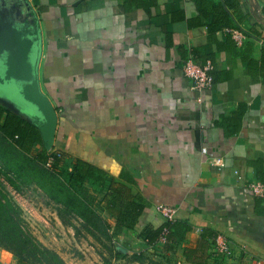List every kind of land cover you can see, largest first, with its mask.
Instances as JSON below:
<instances>
[{
    "label": "crops",
    "instance_id": "1",
    "mask_svg": "<svg viewBox=\"0 0 264 264\" xmlns=\"http://www.w3.org/2000/svg\"><path fill=\"white\" fill-rule=\"evenodd\" d=\"M263 45L264 0H0V62L23 64L34 52L57 113L51 148L132 178L147 202L134 239L170 264H195L184 248L202 231V264H264V196L246 184H264V74L252 65ZM189 55L211 61L209 88L184 76ZM6 89L0 104L38 127ZM158 205L191 227L172 249L163 248L168 229L155 244L139 236L144 224L166 222ZM218 234L229 255L216 251ZM14 261L0 246V264Z\"/></svg>",
    "mask_w": 264,
    "mask_h": 264
},
{
    "label": "trees",
    "instance_id": "2",
    "mask_svg": "<svg viewBox=\"0 0 264 264\" xmlns=\"http://www.w3.org/2000/svg\"><path fill=\"white\" fill-rule=\"evenodd\" d=\"M253 62V61H252ZM260 66L252 63L255 72L264 74V45L261 48ZM48 149L37 126L18 115L12 108L0 104V174L5 175L9 184L19 189L20 183H34L59 207L62 221L68 217L80 221L81 227L92 236L115 238L124 229L135 230L141 223L147 202L135 190L132 178L118 179L108 176L102 169L82 159H75L63 178L56 167L62 160L63 152L57 148ZM49 156L53 157L51 167L46 166ZM100 180L104 192L99 199L100 207L83 183L89 179ZM78 183V186L73 184ZM100 210H107L115 218L111 226ZM76 232L79 228L74 226ZM169 230L164 250L172 249L177 239L189 232L191 227L182 220H167L158 227L144 224L139 236L147 244H155L163 229ZM110 229L111 232H110ZM207 232L202 231L196 246L184 248L185 261L202 264L208 254L210 242ZM209 234V233H208ZM210 237V234H209ZM212 237V235H211ZM0 246L15 257L13 264H68L55 250L43 245L27 228L22 209L0 187ZM115 258H123L129 250L114 244ZM141 254H134L136 260ZM149 264H162L149 260Z\"/></svg>",
    "mask_w": 264,
    "mask_h": 264
},
{
    "label": "rangeland",
    "instance_id": "3",
    "mask_svg": "<svg viewBox=\"0 0 264 264\" xmlns=\"http://www.w3.org/2000/svg\"><path fill=\"white\" fill-rule=\"evenodd\" d=\"M71 161L63 156L56 167L63 178H67ZM83 186L94 198L96 207H100L99 199L104 192L100 180L89 178ZM0 187L22 209V217L30 232L43 245L55 250L68 264H149L150 259L170 264L169 258L156 257L151 250L143 247L141 243L138 244L134 239L135 230H123L115 238L106 239L89 234L77 219L68 217L64 223L59 216L60 207L34 183L21 182L19 189H16L9 184L5 175L0 174ZM100 212L102 214L103 210ZM102 216L112 226L113 216L110 213ZM74 226L79 228V232H76ZM115 243L125 246L129 254L123 258H115ZM134 254H141L142 258L136 260Z\"/></svg>",
    "mask_w": 264,
    "mask_h": 264
},
{
    "label": "water",
    "instance_id": "4",
    "mask_svg": "<svg viewBox=\"0 0 264 264\" xmlns=\"http://www.w3.org/2000/svg\"><path fill=\"white\" fill-rule=\"evenodd\" d=\"M14 25V30H16ZM15 54V53H14ZM28 59L19 64L14 58L3 57L0 62V85L7 88L16 103L29 107L40 123L38 129L47 148L53 145L57 113L49 97L40 88L37 78V59L32 50L25 53ZM4 56V55H3ZM8 57V58H7Z\"/></svg>",
    "mask_w": 264,
    "mask_h": 264
},
{
    "label": "built area",
    "instance_id": "5",
    "mask_svg": "<svg viewBox=\"0 0 264 264\" xmlns=\"http://www.w3.org/2000/svg\"><path fill=\"white\" fill-rule=\"evenodd\" d=\"M228 31L237 42H241V40L243 39V34L239 30L229 28ZM211 70H212V63L210 60H207L203 64H199L194 60L193 55H189L188 58H186L182 64V71L184 76L191 81V87L194 90H198V91L207 89L211 86L213 81ZM55 150L57 149L56 148L52 149V151ZM52 163H53V157L49 156L46 162V166L51 167ZM214 163L221 164L219 159H215ZM234 173L237 175V177L241 178V176L239 175V171L237 169H234ZM246 184L248 188L255 195L264 196V184L262 182L253 178V179H247ZM157 209L162 214V216L167 220H170L175 212V210L172 207L165 205H158ZM166 232L167 229L165 228L163 230L162 238H164V234ZM215 249L218 253L223 255H229L231 253L230 244L222 234H218L216 237Z\"/></svg>",
    "mask_w": 264,
    "mask_h": 264
}]
</instances>
